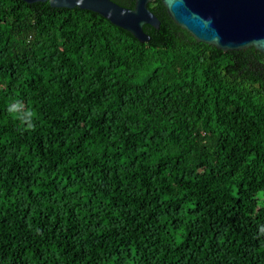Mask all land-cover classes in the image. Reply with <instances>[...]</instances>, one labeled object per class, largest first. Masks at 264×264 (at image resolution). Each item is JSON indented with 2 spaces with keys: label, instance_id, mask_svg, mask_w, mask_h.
<instances>
[{
  "label": "trees",
  "instance_id": "trees-1",
  "mask_svg": "<svg viewBox=\"0 0 264 264\" xmlns=\"http://www.w3.org/2000/svg\"><path fill=\"white\" fill-rule=\"evenodd\" d=\"M148 6L0 0V264H264V54Z\"/></svg>",
  "mask_w": 264,
  "mask_h": 264
},
{
  "label": "water",
  "instance_id": "water-1",
  "mask_svg": "<svg viewBox=\"0 0 264 264\" xmlns=\"http://www.w3.org/2000/svg\"><path fill=\"white\" fill-rule=\"evenodd\" d=\"M49 2L52 7L88 9L126 29L140 42L151 40L144 26L159 29L161 21L150 10L155 0H136L129 8L113 0H23ZM168 14L198 41L224 51L255 47L264 54V0H162Z\"/></svg>",
  "mask_w": 264,
  "mask_h": 264
},
{
  "label": "clouds",
  "instance_id": "clouds-1",
  "mask_svg": "<svg viewBox=\"0 0 264 264\" xmlns=\"http://www.w3.org/2000/svg\"><path fill=\"white\" fill-rule=\"evenodd\" d=\"M261 202L264 203V192L260 194ZM262 232H264V228L261 229Z\"/></svg>",
  "mask_w": 264,
  "mask_h": 264
}]
</instances>
